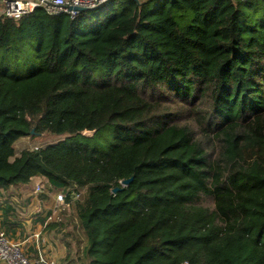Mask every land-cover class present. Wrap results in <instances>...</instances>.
<instances>
[{"label": "trees", "instance_id": "1", "mask_svg": "<svg viewBox=\"0 0 264 264\" xmlns=\"http://www.w3.org/2000/svg\"><path fill=\"white\" fill-rule=\"evenodd\" d=\"M0 48V188L80 192L79 264H264V0L39 7Z\"/></svg>", "mask_w": 264, "mask_h": 264}, {"label": "crops", "instance_id": "2", "mask_svg": "<svg viewBox=\"0 0 264 264\" xmlns=\"http://www.w3.org/2000/svg\"><path fill=\"white\" fill-rule=\"evenodd\" d=\"M41 179L0 188V228L22 242L29 256L43 251L57 264H79L83 236L76 214L72 207L55 210L58 190L51 184L43 187L41 183L46 185V180ZM38 185L41 192L36 189Z\"/></svg>", "mask_w": 264, "mask_h": 264}, {"label": "built area", "instance_id": "3", "mask_svg": "<svg viewBox=\"0 0 264 264\" xmlns=\"http://www.w3.org/2000/svg\"><path fill=\"white\" fill-rule=\"evenodd\" d=\"M110 0H0V15L4 18L19 21L32 13L35 9L44 8L50 14L67 13L75 17L80 11L71 7L96 8ZM141 1V0H137ZM37 191L41 192L42 186H37ZM68 191L60 190L56 194L58 204L55 210L64 206L70 208L72 202L80 198V192L72 191L71 200H67ZM0 262L6 264H57L54 259L39 251L36 256H29L23 243L9 236L5 229L0 228Z\"/></svg>", "mask_w": 264, "mask_h": 264}, {"label": "rangeland", "instance_id": "4", "mask_svg": "<svg viewBox=\"0 0 264 264\" xmlns=\"http://www.w3.org/2000/svg\"><path fill=\"white\" fill-rule=\"evenodd\" d=\"M33 49V52H32V55H31V58L36 61L35 59V49L34 47L32 48ZM3 49L0 48V63H3V58H4V54H3ZM28 71V70H27ZM154 99L155 100H158V96L156 94H154ZM160 103H162L163 107L164 108H174L175 110H179V111H182L183 108L185 109V112H187V109H188V106H185L182 105L181 103H179L177 100L175 103H167L166 100H159ZM189 116V115H188ZM190 118V119H189ZM189 118H187V116L185 115L183 119H179L180 121H185V122H189V123H194V120L192 117L189 116ZM84 135L86 136H93L95 134L94 131H85L83 132ZM110 134H111V126H108L106 128V130H104V137H101V139L98 141L100 144V146H104L110 141ZM69 135H58V134H51V133H44V134H32V135H28V136H24V137H21L19 140L16 141L15 143V149H16V155H19L20 152L25 149V148H32V149H36V148H39V147H43V146H46L48 144H51V143H56V142H59V141H62L64 139H66ZM14 158V157H13ZM12 158V159H13ZM35 180V178L33 179V181ZM40 180V179H39ZM42 180V179H41ZM41 182V181H39ZM44 183H41V185L44 187V186H49L47 184H49L47 181H46V185H43ZM54 188V187H53ZM60 190H58L59 192ZM202 203L205 205V206H208L210 208H213V199L211 197H204L203 200H202ZM72 206V205H71ZM74 212V210H72ZM82 245L80 246V252H82L83 248H84V245H85V242H84V238L82 239L81 241Z\"/></svg>", "mask_w": 264, "mask_h": 264}, {"label": "water", "instance_id": "5", "mask_svg": "<svg viewBox=\"0 0 264 264\" xmlns=\"http://www.w3.org/2000/svg\"><path fill=\"white\" fill-rule=\"evenodd\" d=\"M71 9H74V10H78V11H86V10H89L90 8H86V7H71ZM32 133H34V130L32 131ZM132 177L129 178V179H126L124 180L122 183L124 185H128L131 181H132ZM121 188L120 187H115L113 189L114 192H117L118 190H120Z\"/></svg>", "mask_w": 264, "mask_h": 264}]
</instances>
